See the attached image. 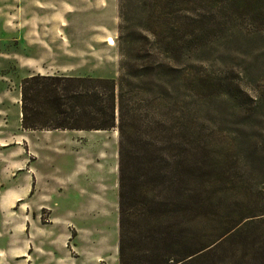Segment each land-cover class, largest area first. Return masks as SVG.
Here are the masks:
<instances>
[{
    "label": "rangeland",
    "instance_id": "374dc122",
    "mask_svg": "<svg viewBox=\"0 0 264 264\" xmlns=\"http://www.w3.org/2000/svg\"><path fill=\"white\" fill-rule=\"evenodd\" d=\"M263 8L264 0H0L8 30L20 21L33 31L35 41L23 40L44 59V75L118 79L123 61L161 63L126 91L161 94L171 118L182 110L191 124V199L221 182L241 190L251 216L191 264H264ZM3 49L22 52L13 41ZM3 74L13 105L0 127V248L21 247L27 235L34 264H118L117 132L23 130L15 97L36 74ZM193 217V246L194 237L198 247L220 237L215 223Z\"/></svg>",
    "mask_w": 264,
    "mask_h": 264
},
{
    "label": "trees",
    "instance_id": "16d2710c",
    "mask_svg": "<svg viewBox=\"0 0 264 264\" xmlns=\"http://www.w3.org/2000/svg\"><path fill=\"white\" fill-rule=\"evenodd\" d=\"M160 67L158 61L138 67L123 61L118 79L36 74L20 82L23 130L117 132L118 264H191L251 217L235 186L196 187L191 199V124L182 110L171 118L161 94H145L139 85L125 89ZM207 187L212 194L201 198ZM191 210L193 220L218 226L216 241L198 247L194 237L191 244Z\"/></svg>",
    "mask_w": 264,
    "mask_h": 264
},
{
    "label": "crops",
    "instance_id": "0c3cea01",
    "mask_svg": "<svg viewBox=\"0 0 264 264\" xmlns=\"http://www.w3.org/2000/svg\"><path fill=\"white\" fill-rule=\"evenodd\" d=\"M12 23L17 26V29H14L15 31L8 30V21H0V127L5 124V121L9 123L10 108L13 105L11 102V87H7L5 81H9V78H6L3 74L5 67L13 66L15 72L20 73L23 77L33 74H50L49 69H47L44 64V59H39V56L34 54V47L28 46L23 40V38L28 37L30 42L35 41L33 31L28 28L31 32L29 33L28 31V33H26V30L18 29L20 21H14ZM35 24L34 21H32V23L29 21V25ZM9 41L18 42V46H20L22 52H6L5 49H3V45ZM15 98L16 102H18L20 98L19 91ZM17 114L20 116L19 107ZM3 122L4 124H2ZM0 138H2V136H0ZM3 146L4 145H0V147ZM25 241L26 243L23 246L20 247L18 243L15 244L11 250L0 248L1 264H34V251H32L33 248L30 246L29 236L25 235Z\"/></svg>",
    "mask_w": 264,
    "mask_h": 264
}]
</instances>
